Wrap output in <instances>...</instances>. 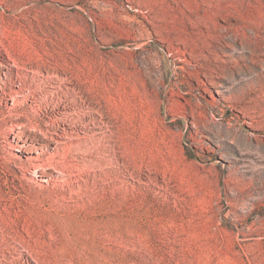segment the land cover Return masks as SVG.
Instances as JSON below:
<instances>
[{"label": "rangeland", "instance_id": "1", "mask_svg": "<svg viewBox=\"0 0 264 264\" xmlns=\"http://www.w3.org/2000/svg\"><path fill=\"white\" fill-rule=\"evenodd\" d=\"M0 62V264H264V0H0Z\"/></svg>", "mask_w": 264, "mask_h": 264}, {"label": "bare ground", "instance_id": "2", "mask_svg": "<svg viewBox=\"0 0 264 264\" xmlns=\"http://www.w3.org/2000/svg\"><path fill=\"white\" fill-rule=\"evenodd\" d=\"M177 4H176V7H179V2H176ZM197 9H201L200 7L199 8H197ZM218 10H220V9H218ZM217 11V10H216ZM191 13V15H194L196 18H194V19H191V22H190V24H191V29H196L199 25H201L200 24V20H199V17H198V15H195L192 11H190ZM196 12H199V11H196ZM215 12V11H214ZM218 12V11H217ZM215 14V13H214ZM181 16H182V14H181ZM184 16V15H183ZM193 16V17H194ZM212 16H214L213 14H212ZM216 16V15H215ZM168 18H163L161 21V23H164V24H172L173 22L171 21L170 22V20L168 21L167 20ZM179 19V20H178ZM178 19H176L177 21H180V19H181V17L180 18H178ZM187 19V18H186ZM190 19V18H189ZM188 20V19H187ZM176 21V22H177ZM226 21V20H225ZM175 22V21H174ZM182 22V21H181ZM188 22V23H189ZM177 24V23H176ZM181 24H183L185 27H187V23H181ZM166 26V25H165ZM174 26H175V24H174ZM203 26V25H202ZM206 26V25H205ZM207 26H210V24L209 25H207ZM206 26V27H207ZM160 27H162V26H160ZM168 27H170V26H168ZM200 27V26H199ZM205 27V28H206ZM163 28V27H162ZM188 28V27H187ZM168 31H172V33H173V35H177L176 37L177 38H173L174 40H179L180 38L182 39L183 37H182V34H180L179 33V31L178 30H175L174 29V27L172 28V25H171V28H166ZM163 30H164V28H163ZM195 31V30H194ZM197 31H198V29H197ZM197 31H195V32H197ZM183 32V31H182ZM194 32V33H195ZM188 33V32H187ZM197 33H199V35H200V32H197ZM170 35V34H169ZM189 35V34H188ZM191 36V35H190ZM185 39L183 40V41H185L186 42V37H184ZM190 38V37H189ZM180 39V40H181ZM188 40V39H187ZM189 41H187V43H188ZM203 44V43H202ZM195 46V45H194ZM198 46H199V44H198ZM193 50V49H192ZM202 50V47L200 46V47H195L194 48V51L195 52H198V51H201ZM37 54H38V52H37ZM195 54V53H194ZM37 57H39V58H41L42 56H37ZM13 65L16 67V68H18V69H23L24 68V65H23V67L22 66H20V65H18L17 63H13ZM2 67H4V68H6L7 69V71L5 72V75L7 76V77H9V76H11L12 75V73H13V71H12V69L10 68V67H8L6 64H4V63H2V62H0V69L2 68ZM26 68V67H25ZM24 68V69H25ZM23 71V70H22ZM22 71H19V70H17V72H16V74L19 76V77H24L25 76V73L24 72H22ZM32 106V105H31ZM57 107V106H56ZM76 114V113H75ZM75 120V119H74ZM73 122V121H72ZM74 125V124H73ZM72 124L69 126L70 128H71V126H73ZM75 126V125H74ZM76 127V126H75ZM99 128H101V126H99ZM70 130V129H69ZM72 131V130H71ZM70 132V131H69ZM86 132V131H85ZM88 132V131H87ZM74 133V132H73ZM89 133V132H88ZM92 133V132H91ZM78 136H82L81 134L79 135L78 133H76ZM75 134V135H76ZM70 135H72L71 133H70ZM74 135V136H75ZM76 135V138L78 137ZM85 135V134H84ZM68 137V136H67ZM71 137H73V136H71ZM83 137V136H82ZM69 138V137H68ZM83 138H86V137H83ZM52 139V138H51ZM54 139V138H53ZM52 139V142H54V143H57V140L55 139V140H53ZM89 139V141L88 142H79L75 147H73V148H76V149H80V148H84V151H89L90 150V148H91V150H92V148L93 147H97L98 145L100 146V143H101V140H102V137H98V138H93V137H89L88 138ZM80 140V139H79ZM82 140V139H81ZM67 142V141H66ZM62 143H64L63 141H62ZM64 145V144H63ZM74 145V144H73ZM41 146V145H40ZM59 146V145H58ZM54 148H55V153L53 154V156H51L50 158H48V159H46V158H36V159H34V160H37V162L35 161V162H32V163H29V165H24V164H17V166H18V168L19 169H24V170H30V168H32L33 169V174L32 175H34V176H36V177H44V176H47L48 174H49V171H48V173H47V169H50L51 168V170L53 169L54 171H56L57 172V166H56V164H59V163H57V160L58 159H55V156L57 155V149H58V147L57 146H54ZM64 150H66L67 151V146L65 145V147H63V151ZM69 150V149H68ZM94 150V149H93ZM72 152V151H71ZM66 154H68V153H66ZM44 155H45V153H44ZM62 155V154H61ZM77 159V158H76ZM82 159V158H81ZM44 160H46V162H44ZM59 162H60V160H58ZM66 161V160H65ZM95 161V160H94ZM62 162V161H61ZM84 162H85V160H84ZM99 162V161H98ZM82 164V163H81ZM64 165V164H63ZM66 165V164H65ZM72 165V164H71ZM74 165V164H73ZM83 165V164H82ZM98 165H100V164H98ZM84 166V167H83ZM82 167V170L81 169H78V168H80L79 167V165L77 166V168H74V169H78V170H76V173L77 174H83V173H85V172H87V171H89L88 170V168H91V166L90 165H88L87 164V161H86V163L83 165ZM120 170L121 169H118V170H116L115 172H116V175H117V177H119V175L121 174L120 173ZM72 171V170H71ZM60 172V171H59ZM75 172H70V173H68V172H60L59 173V175L57 176V175H54L53 176V174L52 173H50V175H48V176H52V177H54L53 178V180H55V181H59V182H62V184L60 185V186H62V187H64V186H67V191H65V192H63L62 193V196H63V198L65 199V200H70V201H76L77 200V198L78 197H81V194L80 193H82V186H84V189L86 190V191H88V184H87V180H86V178H83V181L85 182L84 184H80L79 183V181L76 179V178H73L72 177V175L74 174ZM47 176V177H48ZM1 195V194H0ZM1 197V196H0ZM1 198H3V197H1ZM1 228V227H0ZM1 230V229H0ZM1 231H3V230H1ZM15 260V259H14ZM16 260H20V262H21V256L19 255V253H18V257H16ZM22 263V262H21Z\"/></svg>", "mask_w": 264, "mask_h": 264}]
</instances>
